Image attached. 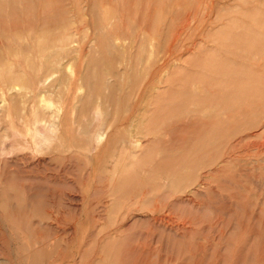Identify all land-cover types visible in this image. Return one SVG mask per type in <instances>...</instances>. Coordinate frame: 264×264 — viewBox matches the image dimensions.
<instances>
[{"label":"rangeland","instance_id":"374dc122","mask_svg":"<svg viewBox=\"0 0 264 264\" xmlns=\"http://www.w3.org/2000/svg\"><path fill=\"white\" fill-rule=\"evenodd\" d=\"M0 264H264V0H0Z\"/></svg>","mask_w":264,"mask_h":264},{"label":"bare ground","instance_id":"6f19581e","mask_svg":"<svg viewBox=\"0 0 264 264\" xmlns=\"http://www.w3.org/2000/svg\"><path fill=\"white\" fill-rule=\"evenodd\" d=\"M111 46V45H110ZM43 74V73H42ZM50 79L48 78V79H46L45 80V82L47 83L48 81H49ZM101 82V81H100ZM102 85V84H101ZM58 117V116H57ZM91 139V138H90Z\"/></svg>","mask_w":264,"mask_h":264}]
</instances>
